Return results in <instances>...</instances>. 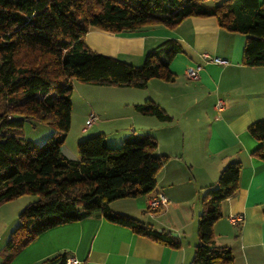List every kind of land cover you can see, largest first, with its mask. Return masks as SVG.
Segmentation results:
<instances>
[{
  "label": "trees",
  "instance_id": "trees-1",
  "mask_svg": "<svg viewBox=\"0 0 264 264\" xmlns=\"http://www.w3.org/2000/svg\"><path fill=\"white\" fill-rule=\"evenodd\" d=\"M188 18H214L220 29L244 36L243 64L264 66V1L0 0V204L36 197L18 215L3 264L47 230L92 215L179 248L169 233L110 209L114 201L155 190L169 157L156 154L154 137L129 136L112 148L102 134L94 135L78 143L77 160L66 159L61 147L71 124L74 82L133 89H145L153 79L172 82L168 65L181 53L167 40L133 66L91 50L85 42L89 29L132 34L151 26L173 29ZM135 108L161 122L170 120L154 102ZM26 123L43 124L53 134L37 146L20 136ZM248 133L259 143L251 156L264 161V120L252 123ZM240 169L238 162L226 165L205 188L190 264H233L230 249L216 246L213 226L222 217L221 204L238 189Z\"/></svg>",
  "mask_w": 264,
  "mask_h": 264
},
{
  "label": "crops",
  "instance_id": "crops-1",
  "mask_svg": "<svg viewBox=\"0 0 264 264\" xmlns=\"http://www.w3.org/2000/svg\"><path fill=\"white\" fill-rule=\"evenodd\" d=\"M263 1L258 0L260 4ZM167 40L174 41L181 50L168 65L174 75L172 82L153 79L145 89L108 87L118 99L108 97L102 110L99 105L92 106V114L98 117L95 133L110 135L106 142L116 145L113 143L129 136L149 135L156 139V154L169 157L156 176L152 193L114 201L110 209L169 233L178 240L179 248L140 236L101 215H92L47 230L9 264H43L59 256L74 257L80 264H190L197 230L194 232L192 227L195 244L185 245L179 236L185 224L177 227L162 218L180 211L177 214L186 221V204L192 202L193 206L200 193L216 182L220 171L235 162L241 167L238 189L221 204L222 217L213 226L215 244L230 249L233 264H264V161L251 156L259 143L248 133L252 123L264 120V66L243 64L244 36L220 29L214 18H188L173 29L151 26L132 34L90 28L85 36L91 50L133 66H140L147 53ZM196 66L200 67L198 79H187L186 69ZM218 101L224 104L220 110L216 109ZM146 102L157 104L170 120L161 122L138 113L135 107ZM117 114L119 126L109 132L102 130L103 122ZM61 153L68 160L78 159V153L68 152L65 143ZM156 193H161L168 204L151 212L148 201ZM22 198L0 204V264L19 213L34 201H20ZM153 214L161 216L154 218ZM196 215L187 211L191 222ZM236 215H241L243 221L233 226L228 218Z\"/></svg>",
  "mask_w": 264,
  "mask_h": 264
},
{
  "label": "rangeland",
  "instance_id": "rangeland-1",
  "mask_svg": "<svg viewBox=\"0 0 264 264\" xmlns=\"http://www.w3.org/2000/svg\"><path fill=\"white\" fill-rule=\"evenodd\" d=\"M110 89L111 88H108V87L95 86L92 84L81 83V82L73 83V89H72V93L70 97L71 105H72L71 124H70V129L68 133L66 134L65 141H64L65 149H67L68 152L73 151V152L78 153V142L85 141L93 137L94 135L101 134V133H95V130L97 129L96 126H97L98 117L95 116L96 120L88 127L86 126V120L89 118L90 114L94 113L92 106L97 107V105H99L100 110H102L105 107L103 105H106L108 101L107 99L108 97H111L112 99H115V98L118 99V96H116L115 92H112ZM110 116H112L114 119L107 121V122H103L102 124V130L106 132H109V130H111V128L114 126L116 127L119 126L118 121L115 119H118L120 115L117 114V115H110ZM52 134H53V131L43 124L36 123L33 126H31L30 124L26 123L24 124L21 130L20 136L24 138L25 140H28L34 143L37 146H41L47 140V138H49ZM104 137L106 139H109L110 135H107V137L106 136ZM122 141H120V143H113L116 145H112L110 141L109 143L107 142V144L109 146H115L112 148H117L120 146ZM205 193H206V190L204 189L200 193V197L198 201L197 202L196 200L193 201L194 207L191 206L192 202L190 205L186 204L185 206L186 221H183V217L177 214V212H180V211L170 212L171 217L168 215L162 218V220H164L166 223L175 224L177 227H179L181 224L183 225L185 224L184 229L179 233V236L185 245L195 244L192 241L195 240L196 233L192 237V227L194 226V232H195L197 230V218L202 212V197L204 196ZM30 198L33 200L36 199V197L34 196H24L22 200L20 201H27ZM120 203L122 202H118L117 204H120ZM116 207H123V206L118 205ZM187 211H193L195 214H197L196 215L197 217L193 218V222H191L190 221L191 219L188 218ZM145 214H149V213H145ZM152 216H154V218H157V217H160L161 214L160 216L158 214H153ZM146 217L148 216L146 215ZM138 218L145 220L143 217H140V215H138ZM155 221L157 222V220ZM223 221H225V219H223ZM196 242H197V238H196Z\"/></svg>",
  "mask_w": 264,
  "mask_h": 264
},
{
  "label": "built area",
  "instance_id": "built-area-1",
  "mask_svg": "<svg viewBox=\"0 0 264 264\" xmlns=\"http://www.w3.org/2000/svg\"><path fill=\"white\" fill-rule=\"evenodd\" d=\"M214 62L217 64H224V62L219 59H214ZM199 70H200L199 66L190 67L186 69L185 77L189 80H196L198 79ZM223 106L224 104L222 101H218L216 103L217 110H220L221 108H223ZM95 120L96 117L93 114H90L89 118L86 120V126L87 127L90 126ZM167 204H168L167 199L161 193H156L155 196L151 197L148 201V210L151 212H155L159 209L166 207ZM228 221L231 225L236 226L237 224L242 223L243 217L241 215L230 216L228 218ZM64 264H80V263L74 257H67L64 261Z\"/></svg>",
  "mask_w": 264,
  "mask_h": 264
},
{
  "label": "water",
  "instance_id": "water-1",
  "mask_svg": "<svg viewBox=\"0 0 264 264\" xmlns=\"http://www.w3.org/2000/svg\"><path fill=\"white\" fill-rule=\"evenodd\" d=\"M172 235L176 237V235H175V234H172Z\"/></svg>",
  "mask_w": 264,
  "mask_h": 264
}]
</instances>
